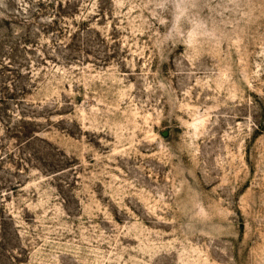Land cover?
<instances>
[{
  "label": "rangeland",
  "instance_id": "1",
  "mask_svg": "<svg viewBox=\"0 0 264 264\" xmlns=\"http://www.w3.org/2000/svg\"><path fill=\"white\" fill-rule=\"evenodd\" d=\"M0 0V264H264V0Z\"/></svg>",
  "mask_w": 264,
  "mask_h": 264
},
{
  "label": "trees",
  "instance_id": "2",
  "mask_svg": "<svg viewBox=\"0 0 264 264\" xmlns=\"http://www.w3.org/2000/svg\"><path fill=\"white\" fill-rule=\"evenodd\" d=\"M66 5H68L69 3H65ZM63 2L61 1H58V0H51L49 1V4H48V8L51 9L52 13H53V16H50L51 20H52V23H56L57 24V21H56V18L61 16V13L63 12L64 10V5Z\"/></svg>",
  "mask_w": 264,
  "mask_h": 264
}]
</instances>
